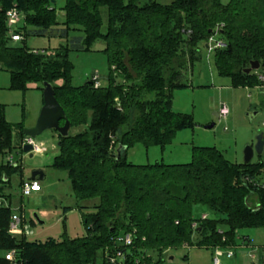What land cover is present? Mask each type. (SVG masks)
<instances>
[{"label": "trees", "instance_id": "16d2710c", "mask_svg": "<svg viewBox=\"0 0 264 264\" xmlns=\"http://www.w3.org/2000/svg\"><path fill=\"white\" fill-rule=\"evenodd\" d=\"M55 3L0 0V70L9 73L10 90L41 91L44 82L52 85L70 128H82L57 134L58 154L50 166L66 172L76 200L97 202L92 212L82 214L83 236L45 241L11 236L10 216L17 211L23 217V207L11 209L7 187L17 172L23 197L27 177L17 162L2 163L0 264H160L169 248L230 250L237 245L236 230L264 227V184L258 182L264 161L231 162L214 146H192L184 163L126 160L131 146H163L179 129L193 125L188 113L171 109V102L175 88L188 86L182 81L183 65L200 58V42L211 48L217 73L232 86L264 85L259 78L264 77V0H63L61 21ZM11 8L19 13L13 26L6 16ZM11 33L20 39L12 40ZM29 36L64 42L34 49L26 43ZM96 40L104 44L107 83L94 86L92 75L72 85L69 54L92 50ZM255 60L259 67L245 72ZM24 128L23 121L6 120L0 103L2 157L21 151ZM198 205L215 216H194ZM125 233L131 236L129 245L114 240ZM11 249L14 261L4 256Z\"/></svg>", "mask_w": 264, "mask_h": 264}, {"label": "rangeland", "instance_id": "374dc122", "mask_svg": "<svg viewBox=\"0 0 264 264\" xmlns=\"http://www.w3.org/2000/svg\"><path fill=\"white\" fill-rule=\"evenodd\" d=\"M155 1L160 4L171 2V0ZM226 1L222 0V2ZM62 4L63 0H56V14L60 21L63 19V12L59 9ZM101 12L102 30H104L105 8H102ZM63 42L64 39L47 36H29L26 40L27 45L34 49L53 47ZM206 44L205 42L198 44L200 55L198 60L192 65L189 63L183 65L182 81L188 86L175 88L172 91L171 109L188 113L193 125L179 129L172 140L163 146L144 147L140 143L131 146L126 151L127 161L138 164L156 161L184 163L190 161L192 146H214L231 162L240 163L243 162L244 147L254 146L258 133H262L264 137V87L232 86L228 77L217 73L211 48L207 49ZM212 45L213 42L209 44ZM103 46L101 40H96L91 46L92 50L69 54L73 63L72 85L83 84L92 75L98 76L101 85L107 83V61L102 53ZM8 84L9 73L0 70V103L4 105L6 120L11 123L23 121L24 124L34 122L41 108L39 106L42 91L10 90L7 88ZM221 105H225L228 109L225 117L219 116ZM79 127L70 128L69 134H74ZM56 136L53 129H45L36 136L35 141L47 148L43 156L28 157L27 153H23L18 148L11 152V163L17 162V165L21 166L23 176L27 177L38 162L41 163L45 175L40 180L42 187L40 193L36 196L23 197L18 186L19 174L14 172L10 176L7 189L12 195L11 209L16 210L20 205L23 207V223L28 228V233L25 234L27 240L45 241L50 238L61 240L63 236L70 238L83 236L85 228L82 224V214L92 212L93 204L97 202V199L76 200L66 172L50 166L53 154L56 152V148L53 147L56 145ZM251 160L264 161V151L261 154L254 152ZM7 162H9L8 156L0 155V165ZM258 182L264 184V169L258 176ZM81 205L86 208L80 209ZM193 213L196 217H200L202 213L209 217L215 216L201 205L196 206ZM33 214H36L37 219ZM220 228L226 227L220 224ZM236 237L237 245L230 249L233 255L227 256L228 249L219 248L222 255L218 256V263H214V251L210 248L183 244L165 250L160 264H264V227L240 228L236 230Z\"/></svg>", "mask_w": 264, "mask_h": 264}, {"label": "water", "instance_id": "95a60500", "mask_svg": "<svg viewBox=\"0 0 264 264\" xmlns=\"http://www.w3.org/2000/svg\"><path fill=\"white\" fill-rule=\"evenodd\" d=\"M259 67L258 61H251L249 66L244 69L245 72H250L251 70H256ZM42 99L43 104L39 110L38 116L36 118L35 124L31 127H26L23 129L24 136L31 138H36L42 131L45 129H53L60 136H67L70 123L66 119L63 108L56 100L54 95V89L52 85L48 82L43 83L42 88ZM60 120H63V124H60ZM254 146L246 145L243 149V162L248 163L253 153L261 154L264 151V137L262 133H258L255 137ZM120 148V146H119ZM32 145L24 144L22 145L21 151L27 153L28 157H32L33 153L31 152ZM28 179H39L44 178V173L41 169H33L30 171ZM33 217L37 219L36 214H33Z\"/></svg>", "mask_w": 264, "mask_h": 264}, {"label": "built area", "instance_id": "2783aa9c", "mask_svg": "<svg viewBox=\"0 0 264 264\" xmlns=\"http://www.w3.org/2000/svg\"><path fill=\"white\" fill-rule=\"evenodd\" d=\"M6 16H7V24L9 26H13L17 23L18 19H19V13L16 11V9L11 8L6 12ZM10 38L12 40H19L20 37L17 36L14 33L10 34ZM209 41H211V39H209ZM222 45L221 42H214L213 46H220ZM259 78L261 80L264 79L263 75H260ZM92 79L94 80V86H98L99 85V81L97 79V75H93ZM228 113V109L225 105H221L219 108V116L221 117H225ZM24 144H31L32 145V150L31 152L34 153H38L41 152L45 149V147L41 144L35 141V138H31L28 136H25L22 140V145ZM8 160L11 163L12 162V156L9 155L8 156ZM3 177V176H2ZM41 187H40V182L38 179H28L25 180L22 185H21V193L24 196H28L30 195L32 192H36V191H40ZM2 200L0 198V204H1ZM205 215H202V217H204ZM23 217L20 216L19 214H17L16 212L13 213L10 216V220H9V225H8V233L11 236H18V235H25L26 233H28V228H26V224L23 223ZM114 240L116 242L122 243L124 245H129L131 243V236L129 233H125L122 235H117ZM117 255L119 256V252L117 253ZM222 255V251L220 249H215L214 250V255H213V261L214 263H218V256ZM227 256H231L233 255L231 250H228L226 253ZM5 259H8L10 261H14L15 260V250L11 249L8 252L5 253ZM116 257H110V261L111 262H115Z\"/></svg>", "mask_w": 264, "mask_h": 264}, {"label": "crops", "instance_id": "0c3cea01", "mask_svg": "<svg viewBox=\"0 0 264 264\" xmlns=\"http://www.w3.org/2000/svg\"><path fill=\"white\" fill-rule=\"evenodd\" d=\"M261 87H264V86H259V87H257V88H261ZM30 90V89H29ZM34 90H36L37 92H40V90H38V89H34ZM41 95V98H40V106L39 107H41L42 106V104H43V99H42V93H40ZM40 109V108H39ZM38 113H39V111H38ZM38 113H37V115L35 116V121H36V118H37V116H38ZM35 121L34 122H32V123H30V124H24V127L26 128V127H31V126H33L34 124H35ZM82 128V126H80L79 127V129L77 130V131H79L80 129ZM76 131V132H77ZM57 134V133H56ZM39 143V142H38ZM55 144L56 145H54L53 147H55L56 148V152L53 154V157L56 155V154H58V145H57V136H56V142H55ZM44 146V145H43ZM45 147V146H44ZM52 147V148H53ZM45 152H47V148L45 147V149L43 150V151H41V152H38V153H34L33 155H41V156H43V154L45 153ZM52 163V162H51ZM51 165V164H50ZM34 169H41V163L40 162H38V163H35V166L33 167ZM42 170V169H41ZM31 171V170H30ZM43 171V170H42ZM44 173V172H43ZM29 174H30V172L28 173V176H29ZM27 176V177H28ZM44 177H45V175H44ZM39 180V179H38ZM40 182V181H39ZM41 184V183H40ZM41 187V186H40ZM42 190V187H41V189H40V191ZM40 191H36V192H32L30 195L32 196H36L37 194H39L40 193ZM15 213V212H14ZM17 213V212H16ZM242 245H246V244H244V243H242Z\"/></svg>", "mask_w": 264, "mask_h": 264}]
</instances>
